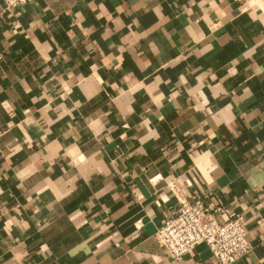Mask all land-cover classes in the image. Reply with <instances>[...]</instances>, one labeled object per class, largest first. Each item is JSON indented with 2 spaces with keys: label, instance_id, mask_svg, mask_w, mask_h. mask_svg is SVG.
I'll list each match as a JSON object with an SVG mask.
<instances>
[{
  "label": "crops",
  "instance_id": "0c3cea01",
  "mask_svg": "<svg viewBox=\"0 0 264 264\" xmlns=\"http://www.w3.org/2000/svg\"><path fill=\"white\" fill-rule=\"evenodd\" d=\"M200 196L264 264V0H0V264H218Z\"/></svg>",
  "mask_w": 264,
  "mask_h": 264
},
{
  "label": "built area",
  "instance_id": "2783aa9c",
  "mask_svg": "<svg viewBox=\"0 0 264 264\" xmlns=\"http://www.w3.org/2000/svg\"><path fill=\"white\" fill-rule=\"evenodd\" d=\"M9 10L27 0H2ZM155 238L173 259H180L197 244L207 245L218 264H235L251 244L242 213L226 208L217 198L195 197L181 202L178 211L157 227Z\"/></svg>",
  "mask_w": 264,
  "mask_h": 264
}]
</instances>
